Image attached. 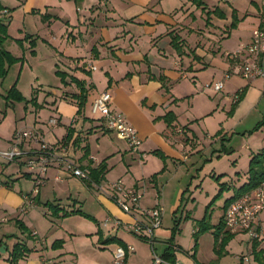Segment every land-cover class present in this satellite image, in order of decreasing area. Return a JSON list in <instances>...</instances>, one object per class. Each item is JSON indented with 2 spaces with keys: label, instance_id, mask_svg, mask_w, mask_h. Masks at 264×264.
<instances>
[{
  "label": "crops",
  "instance_id": "obj_1",
  "mask_svg": "<svg viewBox=\"0 0 264 264\" xmlns=\"http://www.w3.org/2000/svg\"><path fill=\"white\" fill-rule=\"evenodd\" d=\"M195 1H200L202 6L196 7ZM15 3L12 8L0 3V9L7 11L6 17H0L7 24L3 48L8 39L20 44L28 42L30 52L36 58L35 48L39 44L46 45L56 53V57L50 54L52 64L58 67L57 61L67 69L54 71L61 79V87H57L60 94L53 95L51 105L46 106L47 119L34 116L28 129L37 131L45 142L63 151L82 169L88 171L103 162L106 170L99 190L51 167L44 176L43 185L34 194V176L21 171L25 168L24 159L12 162L16 164L13 168L8 166L9 163L1 162L0 264H10L9 258L16 244L26 250L16 264H67L68 259L74 264H112L114 250L132 244L135 249L127 253L124 264H151L148 243L127 229L133 218L124 214L110 193L105 192L109 183L107 177L115 165L109 166L108 160L100 157V147L103 144L111 158H120L118 162H123L124 156H131L132 151L115 134L103 131L101 120L91 114L92 102L101 92L110 94L111 109L126 118L141 140L137 152L140 156L137 157L142 161L155 151L164 156L160 158L163 167L159 159L151 157L142 172L152 174L150 162L156 163L158 170L161 167V174L169 159L180 162L186 158L190 139L198 140L192 126L181 123L176 113L184 98L190 99L187 106L193 111L196 98L202 97L196 88V80L204 79L209 84L223 82L222 91H211L218 97H215V104L213 100L206 104L207 109L212 110L206 113L207 119L223 112L231 113L235 108L242 109L247 99H251L252 104L264 95V79L243 81L238 76L236 62L225 56L245 47L253 30L263 24L262 0H106L102 3L96 0H16ZM172 36L178 37L181 52L174 48ZM230 43H233L231 47ZM226 74L229 77L224 79ZM74 80L81 82L86 92L80 114H77L76 98L80 86ZM240 91V101L232 103L230 96ZM183 94L185 96L180 97ZM87 104L89 109H86ZM51 118L57 119L56 127L49 125ZM223 129L216 132H223ZM69 131L71 136L65 141ZM91 142L95 153L91 150ZM12 144L7 142L1 147L6 150ZM195 145L198 147L199 144ZM21 147L27 151L34 145L23 142ZM132 159L126 170L121 168L123 174L116 181L120 180L126 188L140 193L142 209L161 207L155 173L150 178L152 185L137 179ZM184 192H178V202L172 213L180 206ZM95 203L104 209L105 220L118 221L120 225L116 227L109 223L104 226L105 220L103 224L98 223L93 211ZM76 211L88 218L75 214ZM134 216L144 220L140 214ZM80 218L88 221L85 225L88 230L83 234L86 238L75 240L77 233L67 223L71 219L82 223ZM12 227H19L22 233L15 236L10 233ZM172 233L173 230L161 226L154 232V251L169 262L252 263L251 257L243 261V255L239 261H233L227 255L217 257L214 244L212 252L215 256L210 258V263H204L196 256L193 259L191 252H183L175 243ZM86 240L94 248L89 245L90 248L85 250L77 248L75 253L67 252H73L67 242L77 244ZM105 253L106 259L101 260L100 255ZM252 264L257 263L253 261Z\"/></svg>",
  "mask_w": 264,
  "mask_h": 264
},
{
  "label": "rangeland",
  "instance_id": "obj_2",
  "mask_svg": "<svg viewBox=\"0 0 264 264\" xmlns=\"http://www.w3.org/2000/svg\"><path fill=\"white\" fill-rule=\"evenodd\" d=\"M15 2L16 0H0V3L7 8L14 7ZM228 45L231 47L233 43ZM4 48L14 58H19L21 61L13 64L8 69L6 76L0 79V150H3L2 147L7 142L13 143L16 132L27 130L31 126L34 116L40 117L42 120L47 119L46 106L51 105L53 95L60 94L57 87H61V79L54 71H67L66 67L57 61L55 63L58 67L52 64L53 60L50 54L56 57V53L46 45L39 44L35 48L36 58L30 52L28 42L20 44L8 39ZM238 76L241 78L240 75ZM195 83L196 88L199 89L198 92L202 93V97L196 98L193 111H191L190 106H187L190 99L184 98L185 100L183 103L180 102L176 112L179 121L189 123L198 138V140L196 138L189 140L186 150L190 151L186 152L185 159L180 162L169 159L166 163V169L160 174L159 171L164 164L160 158L150 153L148 158L159 159L161 167L158 170L156 163L148 162V166H151L150 170L153 172H151L152 174H146V172L144 174L142 172L143 166L149 160L147 158L141 161L137 157V155L140 156V153L132 152L131 156L133 157L124 156L123 162H118L120 158L116 156L111 158L112 156H109L110 153L103 144L99 153L100 157L108 160L109 166L115 165L107 177L106 181L109 183L116 181V178L123 174L121 168L126 170L131 158H133L132 166L135 168L134 177L137 179H144L147 185H152L150 178L155 173L157 177L155 183L160 192L158 195L162 208L160 226L173 230L174 241L180 245L183 252L195 253L200 261L210 263V260L215 256L212 252L213 229L199 234L195 248H193L194 237L192 232L199 226L202 219L209 226H216L221 220L223 221L225 201L233 194L234 186L237 185L238 187L246 182L250 157L264 148V95H260L252 104L251 99H247V105L245 104L242 109L237 110L235 108L236 110L234 109L231 113L223 112L222 115L215 113L213 118L207 119L206 113H211L212 110H208L206 104L212 100L213 103L216 102L218 96L214 95L211 90H204V86L209 84L204 79L196 80ZM211 83L214 84L215 82ZM14 84L21 95L19 100L6 98L7 92ZM184 96L185 94L180 97ZM233 96L234 94L230 96V99ZM243 101L244 99L241 100V102ZM86 109H89V104H87ZM221 127L224 128L223 132H216ZM111 138L114 139L113 136ZM195 143L199 144L198 147ZM90 145L92 152L95 153L94 143L91 142ZM179 152L181 153V150ZM1 162L3 161L0 160ZM8 166L13 168L16 164L11 162ZM21 171H27L26 167H23ZM179 191H185L183 199L179 203L180 206L177 211L172 213L178 202ZM93 211L97 214L98 223L103 224L105 220L104 209L95 203ZM261 217L264 218V213ZM80 220L82 223L76 222L75 219H71L67 223L77 233L76 236L78 237H75V240L86 238L83 234L88 230L85 226L88 221L83 218ZM90 224L96 226L94 222ZM12 228L13 231L10 233L15 236L22 233L19 227ZM81 242L83 241H78L77 244L73 241L67 242V246H69L68 243L70 244L68 248L73 251L67 252L75 253L78 251L77 248H84L82 250L87 249V247L94 248L91 244L89 247L87 240L84 241L85 243ZM62 244L63 242L60 241V245ZM247 244H249V248H247ZM251 245L245 234H233V238L222 247V252L233 261H239V257L251 252ZM131 247L134 248V244ZM72 256L74 257V255ZM106 257V253L100 255L101 260L106 259ZM250 257V262L253 263V255ZM211 263L217 264L213 261ZM67 264H74V262L68 259Z\"/></svg>",
  "mask_w": 264,
  "mask_h": 264
},
{
  "label": "built area",
  "instance_id": "obj_3",
  "mask_svg": "<svg viewBox=\"0 0 264 264\" xmlns=\"http://www.w3.org/2000/svg\"><path fill=\"white\" fill-rule=\"evenodd\" d=\"M99 3L106 0H96ZM264 6V0H262ZM7 11L0 10V17H6ZM264 22L261 26L253 30L250 42L240 51L226 53V59L236 62V69L242 79L251 81L257 78L264 79ZM95 70V67H92ZM229 74L224 76L228 78ZM223 89V82L206 84L204 90L220 92ZM238 96L235 94L232 102H236ZM111 96L107 91L101 92L93 100L91 114L98 117L102 122L103 131L113 133L116 137L126 143L130 151L138 152L141 145L136 130L127 122L126 118L111 109ZM52 127L57 126V119L51 118L48 121ZM34 145L24 151L22 143ZM24 159V166L29 174L34 176L35 184L33 193L38 192V188L43 185L44 176L48 169L57 167L68 176L76 178L84 183L94 185L100 190V186L92 183L89 172L78 166L71 158L57 147L45 142L44 138L35 130L27 129L14 134V141L11 147L0 150V160L11 163ZM3 180L0 176V186ZM106 193L118 208L126 215L133 218V222L127 225V229L135 235L142 237L150 246L152 261L151 264H183L181 262H169L159 257L154 251V232L160 227L162 219V208L155 206L150 209L140 207L141 195L133 188H126L122 181L117 180L107 184ZM264 182L254 190L233 200L225 208L223 223L225 230L230 234H245L250 244L257 243L259 248L264 250ZM140 214L144 220L137 219L134 215ZM112 223L119 226L120 222L106 219L104 226ZM133 247L125 248L118 246L113 252L112 264H124L127 253L133 252ZM242 256L243 261H247L252 255Z\"/></svg>",
  "mask_w": 264,
  "mask_h": 264
},
{
  "label": "trees",
  "instance_id": "obj_4",
  "mask_svg": "<svg viewBox=\"0 0 264 264\" xmlns=\"http://www.w3.org/2000/svg\"><path fill=\"white\" fill-rule=\"evenodd\" d=\"M196 2V1H195ZM202 6V3L200 1L196 2V7L200 8ZM203 11V8H202ZM209 14V13H207ZM6 27L7 24H5L4 21L0 20V79H3L7 72L8 69L15 63H18L21 61L19 58H14L8 51H6L3 48V43L7 39V34H6ZM172 44L176 51H180V46H179V40L177 36H172ZM263 60H264V54H263ZM60 76V74L58 73ZM159 81L163 83V79L160 78ZM74 82L80 86V94L78 97V111L77 114L81 113L82 106L85 102V94L86 92L84 91V88L81 84V82L74 80ZM236 95L238 96V99L235 103L240 101L241 98V91L237 92ZM7 99H15L19 100L21 99L20 93L16 90L15 84L9 89L7 92ZM168 113L166 117L169 115ZM165 118V117H164ZM171 123V122H169ZM168 123V124H169ZM71 136V131L68 132V134L65 137V141H68ZM154 155L158 156L159 158L163 159L164 156L162 153L155 151L153 152ZM105 165L103 162H101L98 167L92 169L89 168V177L92 183L99 185L101 181L103 180L104 173H105ZM247 180L245 183H243L240 187L238 188H233V196L225 201V208L228 206L229 203H231L233 200L239 198L240 196L254 190L257 188L262 182H264V148L261 149L258 153L253 154L250 157L249 164H248V172H247ZM87 184V183H85ZM90 185V184H88ZM222 190V189H221ZM75 214H80L79 212H74ZM83 215V214H80ZM84 217L88 218V216L83 215ZM213 229V239H214V253L217 257L223 256L222 252V247L225 246V244L233 238V234H230L228 231L225 230L224 223L221 220L216 226H209L206 225L204 219H202L199 222V226L195 229L193 233L194 237V245L193 248L196 247L197 245V239L200 233L205 232L206 230H212ZM174 233H172L173 236ZM108 243V242H106ZM252 255L253 259L257 264H264V250L262 248H259L257 243H252ZM26 253V250L23 248V246L16 244L13 247V250L11 252L10 258H9V263L10 264H16L17 261L22 258V255ZM193 259L195 258V253L192 254L191 256ZM166 260V259H165ZM195 264H198L195 262Z\"/></svg>",
  "mask_w": 264,
  "mask_h": 264
},
{
  "label": "water",
  "instance_id": "obj_5",
  "mask_svg": "<svg viewBox=\"0 0 264 264\" xmlns=\"http://www.w3.org/2000/svg\"><path fill=\"white\" fill-rule=\"evenodd\" d=\"M1 251H3V250H1Z\"/></svg>",
  "mask_w": 264,
  "mask_h": 264
}]
</instances>
